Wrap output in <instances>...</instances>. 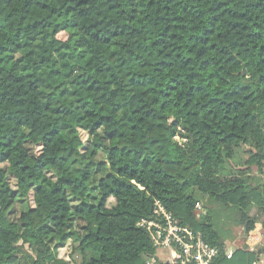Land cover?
<instances>
[{
    "label": "trees",
    "instance_id": "trees-1",
    "mask_svg": "<svg viewBox=\"0 0 264 264\" xmlns=\"http://www.w3.org/2000/svg\"><path fill=\"white\" fill-rule=\"evenodd\" d=\"M2 195L0 264H147L157 201L259 261L264 0H0Z\"/></svg>",
    "mask_w": 264,
    "mask_h": 264
},
{
    "label": "built area",
    "instance_id": "built-area-1",
    "mask_svg": "<svg viewBox=\"0 0 264 264\" xmlns=\"http://www.w3.org/2000/svg\"><path fill=\"white\" fill-rule=\"evenodd\" d=\"M176 139L180 141L179 137ZM196 208L201 211L202 204H197ZM138 226L147 232L156 250V255L147 264H213L218 255V250L204 240L202 233L183 226L158 201L154 205L153 217L143 219ZM245 244L255 250L260 241L251 232ZM234 248L231 246L227 250V259L233 257ZM254 264H261V261Z\"/></svg>",
    "mask_w": 264,
    "mask_h": 264
},
{
    "label": "crops",
    "instance_id": "crops-1",
    "mask_svg": "<svg viewBox=\"0 0 264 264\" xmlns=\"http://www.w3.org/2000/svg\"><path fill=\"white\" fill-rule=\"evenodd\" d=\"M254 235L257 237L260 244L258 245V249H263V253L260 257L261 264H264V227L262 224H257L255 230L253 231Z\"/></svg>",
    "mask_w": 264,
    "mask_h": 264
},
{
    "label": "rangeland",
    "instance_id": "rangeland-1",
    "mask_svg": "<svg viewBox=\"0 0 264 264\" xmlns=\"http://www.w3.org/2000/svg\"><path fill=\"white\" fill-rule=\"evenodd\" d=\"M59 38L60 39H66V35L65 34H60L59 35ZM97 47L98 48H101V45L100 44H97ZM12 183H13V181H12ZM6 202H7V198L4 195H2L0 197V205L3 206V205L6 204ZM0 223L3 224L4 226L8 227V229H9V226L11 225V224H9V222H8L7 219H3L1 217H0ZM10 228H11V230L14 229V227L12 225L10 226ZM66 244H68V243H66ZM66 252H67L66 249L62 250V254L61 255H65ZM121 257H122V255H121Z\"/></svg>",
    "mask_w": 264,
    "mask_h": 264
}]
</instances>
